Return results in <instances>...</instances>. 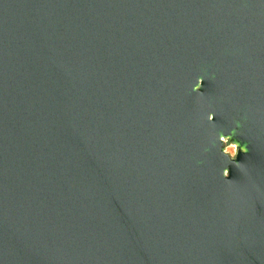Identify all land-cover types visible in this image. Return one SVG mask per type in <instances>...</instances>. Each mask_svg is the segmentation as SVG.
Here are the masks:
<instances>
[{
  "label": "water",
  "instance_id": "obj_1",
  "mask_svg": "<svg viewBox=\"0 0 264 264\" xmlns=\"http://www.w3.org/2000/svg\"><path fill=\"white\" fill-rule=\"evenodd\" d=\"M0 264H264V0H0Z\"/></svg>",
  "mask_w": 264,
  "mask_h": 264
},
{
  "label": "clouds",
  "instance_id": "obj_2",
  "mask_svg": "<svg viewBox=\"0 0 264 264\" xmlns=\"http://www.w3.org/2000/svg\"><path fill=\"white\" fill-rule=\"evenodd\" d=\"M200 82H201V85H202L203 81L201 80ZM213 119H214V113L209 114V115L207 116V121H208L209 123H211V122L213 121ZM220 141H221V140H220ZM221 142L227 144L228 139L222 140ZM224 155H226L227 157H229L231 160L235 161V159H236V157H237V155H238V145L235 144V143H231V145H229V146L227 147V151L224 152ZM223 176H224L225 178H227V177L229 176V172H228L227 170H225V171L223 172Z\"/></svg>",
  "mask_w": 264,
  "mask_h": 264
},
{
  "label": "rangeland",
  "instance_id": "obj_3",
  "mask_svg": "<svg viewBox=\"0 0 264 264\" xmlns=\"http://www.w3.org/2000/svg\"><path fill=\"white\" fill-rule=\"evenodd\" d=\"M229 145H227V147H228ZM227 147H226V150H227Z\"/></svg>",
  "mask_w": 264,
  "mask_h": 264
}]
</instances>
